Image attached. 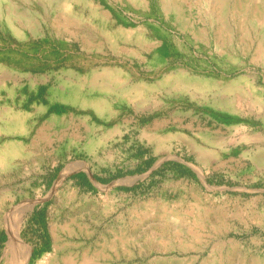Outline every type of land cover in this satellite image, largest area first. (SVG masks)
<instances>
[{
	"label": "rangeland",
	"instance_id": "rangeland-1",
	"mask_svg": "<svg viewBox=\"0 0 264 264\" xmlns=\"http://www.w3.org/2000/svg\"><path fill=\"white\" fill-rule=\"evenodd\" d=\"M244 1L216 39L207 0H0V264H21L15 227L26 264L63 243L92 264H264V49L226 36L254 32Z\"/></svg>",
	"mask_w": 264,
	"mask_h": 264
},
{
	"label": "bare ground",
	"instance_id": "bare-ground-1",
	"mask_svg": "<svg viewBox=\"0 0 264 264\" xmlns=\"http://www.w3.org/2000/svg\"><path fill=\"white\" fill-rule=\"evenodd\" d=\"M169 1H170L169 2L170 7L176 5L175 9H177V12L179 13H181V9L183 8L186 2V0H169ZM234 1H235V4H233L235 6L234 9H241L242 6L245 7L244 0H234ZM254 1L256 2L254 8V13H255L254 20L256 23V27L254 29V32H251L252 30L246 31L244 25L240 24L238 28L231 27V29L227 32L228 34H226V36L228 40L231 42L233 37L238 32L239 39L245 42L248 46H250L253 42L257 40L258 48L264 49V0H254ZM231 2L232 0H207V14L210 18L214 36L216 39H220V38L222 39V37H225L226 30L224 28L225 27L224 18L228 13V11L232 10L230 6L232 4ZM167 3L168 1H166V4L164 3L165 8L167 6ZM216 21L218 23H216ZM181 27L185 28L188 31V33L195 35V32L192 29H189L188 26L185 25L184 23L183 26L181 25ZM13 145H14L13 141H10L8 143L7 142L3 143L2 146L3 148L0 147L1 148L0 151L7 152V150H9L10 148L12 149ZM164 217L169 221H172L174 224L185 223L186 221V218L183 215L175 212ZM16 224L17 222L15 223V225L13 224V227H15ZM162 227L167 228L169 227V224L163 223ZM13 231H14L13 232L14 245L11 246L10 252L14 253L15 251V253H17L16 254L17 257H19L20 263L26 264L27 256H25V254L26 252L30 253L31 250L30 246L23 241L20 232L19 230L16 229V227L13 229ZM175 233L179 235V231H175ZM223 248L224 247L222 245L215 246L214 248V251L218 252V258L221 262L230 259V255L222 251ZM194 262L195 259L192 262V264H194ZM38 264H92V255L89 253L88 250L80 254L79 252L72 249L67 243L65 244L63 243L59 247V252H56L54 254H44L43 257L39 259Z\"/></svg>",
	"mask_w": 264,
	"mask_h": 264
}]
</instances>
